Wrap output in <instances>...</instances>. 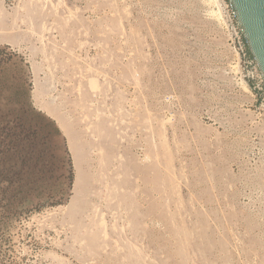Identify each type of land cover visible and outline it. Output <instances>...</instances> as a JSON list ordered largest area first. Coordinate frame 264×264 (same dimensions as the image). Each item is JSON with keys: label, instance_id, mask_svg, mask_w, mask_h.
Instances as JSON below:
<instances>
[{"label": "rangeland", "instance_id": "rangeland-1", "mask_svg": "<svg viewBox=\"0 0 264 264\" xmlns=\"http://www.w3.org/2000/svg\"><path fill=\"white\" fill-rule=\"evenodd\" d=\"M219 2L0 0V264H264Z\"/></svg>", "mask_w": 264, "mask_h": 264}, {"label": "built area", "instance_id": "built-area-1", "mask_svg": "<svg viewBox=\"0 0 264 264\" xmlns=\"http://www.w3.org/2000/svg\"><path fill=\"white\" fill-rule=\"evenodd\" d=\"M227 33L228 40L237 54L238 64L243 72V78L260 96L264 104V78L255 59L251 55L246 43L242 28L234 15L233 8L228 0L216 5Z\"/></svg>", "mask_w": 264, "mask_h": 264}, {"label": "water", "instance_id": "water-1", "mask_svg": "<svg viewBox=\"0 0 264 264\" xmlns=\"http://www.w3.org/2000/svg\"><path fill=\"white\" fill-rule=\"evenodd\" d=\"M229 3L264 78V0H229Z\"/></svg>", "mask_w": 264, "mask_h": 264}, {"label": "bare ground", "instance_id": "bare-ground-1", "mask_svg": "<svg viewBox=\"0 0 264 264\" xmlns=\"http://www.w3.org/2000/svg\"><path fill=\"white\" fill-rule=\"evenodd\" d=\"M219 3H221V4H223V0H220V2ZM219 14V13H218ZM219 16H220V14H219ZM221 18V17H220ZM238 62V61H237ZM236 64V63H235ZM236 68H238V65L236 64ZM235 68V69H236ZM239 69V68H238ZM234 72V71H233ZM239 72V71H238ZM241 78V77H240ZM240 85H242L243 87H245V88H247V84H246V82H245V80H244V78H242V79H240ZM52 103V102H51ZM49 113H51V112H49ZM55 114V113H54ZM52 115V114H51ZM56 117V116H55ZM60 117V116H59ZM57 119H58V117H57ZM58 122H60V121H58ZM61 125H62V122H61ZM66 131V130H65Z\"/></svg>", "mask_w": 264, "mask_h": 264}]
</instances>
